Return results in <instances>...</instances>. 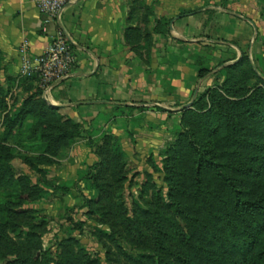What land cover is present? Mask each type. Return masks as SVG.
Instances as JSON below:
<instances>
[{"label":"rangeland","instance_id":"1","mask_svg":"<svg viewBox=\"0 0 264 264\" xmlns=\"http://www.w3.org/2000/svg\"><path fill=\"white\" fill-rule=\"evenodd\" d=\"M231 9L262 30L203 46L184 103L88 120L0 80V264H264V0Z\"/></svg>","mask_w":264,"mask_h":264},{"label":"crops","instance_id":"2","mask_svg":"<svg viewBox=\"0 0 264 264\" xmlns=\"http://www.w3.org/2000/svg\"><path fill=\"white\" fill-rule=\"evenodd\" d=\"M233 3L215 7L211 18L200 0H67L51 18L38 0H0L1 86L10 80L15 89L25 88L24 55L43 53L62 28L78 62L71 77L43 91L47 104L91 120L152 99L184 103L200 84L203 46L218 38L242 46L262 30L256 18L232 11Z\"/></svg>","mask_w":264,"mask_h":264},{"label":"built area","instance_id":"3","mask_svg":"<svg viewBox=\"0 0 264 264\" xmlns=\"http://www.w3.org/2000/svg\"><path fill=\"white\" fill-rule=\"evenodd\" d=\"M67 0H38L42 12L53 18L59 14ZM25 52V50H23ZM78 59L72 41L62 28H58L49 47L38 56L24 55L22 76L34 78L43 91L59 80L73 75Z\"/></svg>","mask_w":264,"mask_h":264},{"label":"trees","instance_id":"4","mask_svg":"<svg viewBox=\"0 0 264 264\" xmlns=\"http://www.w3.org/2000/svg\"><path fill=\"white\" fill-rule=\"evenodd\" d=\"M159 24H160V22H159V20H157V25H156V28H155V31H157L158 32V28H159ZM158 27V28H157ZM206 72H207V70H205L204 68L203 69H201L200 70V77H202V76H204L205 74H206ZM29 82H31V83H37L36 82V80L34 79V78H29V80H28ZM36 91L31 95V98L30 99H28V102L29 101H33L34 100V105L35 104H41V105H44V104H46V101H45V99L43 98V90L37 85L36 86V89H35ZM149 256V255H148ZM151 257H153L154 258V260H155V262H156V264H162L161 262H160V257L158 256V255H151Z\"/></svg>","mask_w":264,"mask_h":264}]
</instances>
